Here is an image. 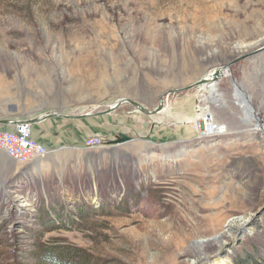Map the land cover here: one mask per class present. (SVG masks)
Masks as SVG:
<instances>
[{"label": "rangeland", "instance_id": "rangeland-1", "mask_svg": "<svg viewBox=\"0 0 264 264\" xmlns=\"http://www.w3.org/2000/svg\"><path fill=\"white\" fill-rule=\"evenodd\" d=\"M263 47L264 0H0V110L74 116L124 98L155 110ZM224 74L206 84L212 94L166 95L154 116L116 109L113 137L140 140L117 161L93 135L103 146L75 164L0 188V264L48 252L63 264L264 255V52ZM206 108L225 135L204 137L203 118L184 123Z\"/></svg>", "mask_w": 264, "mask_h": 264}, {"label": "crops", "instance_id": "crops-1", "mask_svg": "<svg viewBox=\"0 0 264 264\" xmlns=\"http://www.w3.org/2000/svg\"><path fill=\"white\" fill-rule=\"evenodd\" d=\"M0 112L2 113L0 119L7 118L20 122L39 119L48 113L57 112L61 115L63 113L59 109H47L36 105L31 108V106L24 104L19 105V111L17 110L13 114H5L1 110ZM100 113L102 112L93 113V116L81 120H71L65 117L46 118L31 125L33 138L51 152L43 158L20 164L0 149V188L13 184L17 188L18 186L28 187L38 176L43 177L47 174V171L58 172L67 168L68 164H75V160L84 152H96L85 147L86 138L93 135L106 138L103 151L100 153H110L114 161H117L120 156L127 155V144L140 143V140L131 136L115 139L111 133L114 131L113 128L116 123L115 112L108 115ZM14 128L15 126H7L0 127V130L11 131Z\"/></svg>", "mask_w": 264, "mask_h": 264}, {"label": "built area", "instance_id": "built-area-1", "mask_svg": "<svg viewBox=\"0 0 264 264\" xmlns=\"http://www.w3.org/2000/svg\"><path fill=\"white\" fill-rule=\"evenodd\" d=\"M203 120V119H202ZM204 137L212 138L225 135L227 127L216 122L214 118L203 120ZM85 146L88 150L98 149L103 143L98 139H89ZM0 149L20 164H26L34 159L43 158L51 151L33 138L32 126L24 122L13 130H0Z\"/></svg>", "mask_w": 264, "mask_h": 264}, {"label": "water", "instance_id": "water-1", "mask_svg": "<svg viewBox=\"0 0 264 264\" xmlns=\"http://www.w3.org/2000/svg\"><path fill=\"white\" fill-rule=\"evenodd\" d=\"M261 52H264V47L261 48L260 50L254 52V53H251L249 55H246V56H242V57H239L231 62H228L226 64H224L223 66H220L218 68H215L214 70H212L210 73L206 74L205 76H203L199 81H197L195 84L187 87V88H183V89H180V90H174V91H171L169 92L168 94H173V93H177V92H183V91H188V90H192V89H200L202 87H204L206 84H209V83H213V84H217V82L222 78V75L224 72H228L230 71L231 67L233 65H235L236 63L246 59V58H249V57H252L253 55H256L258 53H261ZM209 77H211V79H209ZM210 84V85H211ZM234 84H235V87L236 89H241V87L237 84V82L234 80ZM166 94V95H168ZM166 95L162 96L161 99H160V103H159V106L155 109V110H148L146 109L143 105H141L140 103L138 102H135L133 100H130V99H120L117 101V103H115L113 106H111L108 110L106 111H103L102 115H108V114H111L113 113L116 109H118L121 105L125 104V103H128L130 104L132 107H134L137 111H140L142 114L146 115V116H154V115H157L159 113H162L164 110H165V107H164V104H165V97ZM9 114H13L15 113V110L12 108L9 107ZM93 116L91 113H88V114H82V115H74V116H64V115H61L57 112H53V113H48L46 116L44 117H41L39 119H33V120H28V121H25L27 123H29L30 125H33V124H36L38 122H40L42 119H50V118H57V117H65V118H68V119H71V120H81V119H85V118H89ZM22 123L24 122H20V121H13L12 119H7V118H3V119H0V127H7V126H19L21 125ZM127 138V137H125Z\"/></svg>", "mask_w": 264, "mask_h": 264}, {"label": "trees", "instance_id": "trees-1", "mask_svg": "<svg viewBox=\"0 0 264 264\" xmlns=\"http://www.w3.org/2000/svg\"><path fill=\"white\" fill-rule=\"evenodd\" d=\"M79 214L81 217L82 215H85L86 212L84 209H82L81 213ZM45 225H47V222H45ZM39 261L41 262L40 264H63V261L59 259L58 255L54 254L53 252L46 253L45 256L41 258ZM68 264H80V263L71 262ZM234 264H264V255L259 253L258 251L253 256H250V258L247 260H240V259L235 260Z\"/></svg>", "mask_w": 264, "mask_h": 264}, {"label": "bare ground", "instance_id": "bare-ground-1", "mask_svg": "<svg viewBox=\"0 0 264 264\" xmlns=\"http://www.w3.org/2000/svg\"><path fill=\"white\" fill-rule=\"evenodd\" d=\"M225 73V72H224ZM223 73V75H222V77L225 75ZM209 79H211V77H209ZM203 89L205 90V91H207L208 92V94H212L215 90H214V87H210L209 85H205L204 87H203ZM205 112H203V110H197V113H196V116H193V117H191V119H189V120H187V121H185L184 123L185 124H188V123H191V122H196L198 119H200V118H203L204 119V121L205 120H207L208 118H210V117H208V118H205L206 116H209L210 114H208L207 113V108H206V110H204ZM212 118V117H211Z\"/></svg>", "mask_w": 264, "mask_h": 264}]
</instances>
